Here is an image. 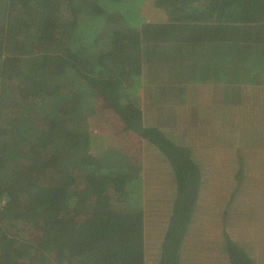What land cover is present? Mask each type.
Masks as SVG:
<instances>
[{"label": "trees", "instance_id": "1", "mask_svg": "<svg viewBox=\"0 0 264 264\" xmlns=\"http://www.w3.org/2000/svg\"><path fill=\"white\" fill-rule=\"evenodd\" d=\"M165 71L264 74V0H0V264H146L147 244L155 264H182L200 169L134 102L142 76ZM143 141L166 161L154 179L170 175L160 242L144 220ZM224 239L229 264H256Z\"/></svg>", "mask_w": 264, "mask_h": 264}, {"label": "rangeland", "instance_id": "2", "mask_svg": "<svg viewBox=\"0 0 264 264\" xmlns=\"http://www.w3.org/2000/svg\"><path fill=\"white\" fill-rule=\"evenodd\" d=\"M223 103L228 104V102ZM174 116L175 114L173 113L165 114L166 119L174 118ZM200 117L201 120L197 116L200 123L196 124L192 121L193 125L190 128H188L190 125H186L187 127L184 129L178 128L180 132H184V134L181 133V136L186 135V132H188L183 142H189L188 144L191 147L194 158L193 161L198 165L202 180L204 181L200 196L191 213L190 223L187 224V231L189 234L193 233L192 238L199 241V247L190 249L187 247V252L182 256V264H229L225 236L229 237L234 243L237 240V242H240L239 245L243 247V240L249 244H257V240L255 239V232H257L264 242V184L260 180L256 184V188L253 189V186L249 185V182L252 180L245 176L246 182L243 188L239 189L238 182L240 178H233L237 173H234V167L236 166V169L238 167L244 169V174L248 172V163L255 170H264V156L261 157V155L259 156V152H256L260 144L264 146V142L262 138H258L257 127L256 129L250 126L243 130L238 129L239 135L243 137L244 148L243 150L235 151L236 147L231 144L225 147L223 143L226 139L224 138L227 137L229 140L232 135L231 133L234 131L233 127H240L242 119L235 118L238 122H227L226 119H223L222 115L218 117L217 115L208 113H201ZM91 126L95 131V126L93 124ZM99 128H102V126H99ZM163 131L169 139H174L173 133L170 134L164 129ZM204 138L210 141L219 139L217 141L218 143L220 141L221 144L213 146L209 143V145L201 146V143L207 144L205 140L204 142L199 141V139ZM182 140L183 137L181 138V142ZM191 140L197 143L194 144ZM99 143L97 137L96 142L92 146L96 147L100 145ZM183 147H188V145L184 144ZM91 150V153L97 151L94 148H91ZM157 158L165 163L164 166L166 165V161L160 153L146 143L143 154L142 152L139 154V161L141 166H143L141 175L142 191L146 195L148 193V196L157 195V189L160 192H164L163 189L157 188V185L163 179L158 176L154 179L157 169L162 165V163H153V160ZM151 167H154L153 172L149 170ZM261 174L259 175L264 177V171H261ZM166 178L167 176L164 179ZM233 181L237 184L236 191L227 187ZM173 187L171 186L170 188ZM237 192V196L232 201L233 195ZM159 195L162 198V195ZM143 203L147 206V208L144 207L143 209L146 229L147 231L152 230L151 232L154 235L159 236L158 234L161 233L160 227L164 231L169 221V207H156L148 205L147 202ZM210 203L211 205H208ZM222 215H226L231 219V223L226 230L220 227L223 225ZM204 226L206 228L205 235L211 237V239L204 238L201 240L199 235ZM156 247L158 248L159 245ZM150 252L152 253V250L149 244H147L145 258L148 260L146 264H149V260L150 264H155V261L153 262L154 255H150ZM257 264H264V252L258 258Z\"/></svg>", "mask_w": 264, "mask_h": 264}, {"label": "crops", "instance_id": "3", "mask_svg": "<svg viewBox=\"0 0 264 264\" xmlns=\"http://www.w3.org/2000/svg\"><path fill=\"white\" fill-rule=\"evenodd\" d=\"M158 20L160 19H154L151 22H159ZM167 72L168 71H165V73H161L162 76L165 75L162 78L154 74V76L160 78L158 80L155 77H153V74L152 76H149L147 74H145V76L143 75L142 76L143 79L141 81L142 87L140 88L138 93L134 96L135 98L134 102L135 105H137L142 112L148 114V118L151 119L152 123L156 125V127L155 126L154 127L156 128L157 131L161 132L166 137L167 134L163 131V129L168 131L170 134L173 133L174 139H169L167 137L170 141L174 142L176 145L185 144L189 146L188 144L189 142H183L185 140V137H187L186 135L188 134V132H186V135L181 136V133L184 134V132H180L179 129L186 128L187 127L186 125H190L188 127L190 128L193 125L192 121L196 124L200 123L201 120L200 114L208 113V114L217 115L218 117L222 115L223 119H226L227 122L235 118L242 119L243 121L247 122L248 125L245 126L243 125L242 122V126L236 127V129L243 130L245 128H249V126L254 127L256 129L257 127V133L259 135L258 138H262L264 142V74H258L254 78H250L242 74L240 75L241 77L239 80H232L230 76H226V80L222 81L220 85V84H213L212 83L213 81L211 80L214 79H209L208 81H205V83H203L202 80L197 82L195 81L191 82L190 80L180 81L181 79H178L176 76H172L173 80L172 82L169 83L170 79L166 77V75L169 76ZM210 81L211 83H207ZM169 84H170V89L167 90ZM217 85L219 86L217 87ZM223 102L226 103L228 102V104H225ZM166 113H173L175 114V116L174 118L166 119L165 117ZM218 113L220 114L218 115ZM197 116L200 118V120L197 119ZM182 137L183 140L181 142ZM228 141L229 140L225 141V143H227L225 144V147L229 146ZM191 142L194 144L197 143L193 140H191ZM146 143L148 142L143 141L140 144V151L142 152V154ZM148 144L151 145L154 149H156L160 153V155L164 158V156L161 154L159 149H157L151 143ZM256 152H259V156L260 155L261 157L264 156V146L260 144ZM162 162L163 161L158 158L153 160V163L156 164ZM248 165L249 168L247 174L243 173L244 169L242 168L234 169V173L235 172L237 173L235 175L233 174L234 175L233 178L234 177L238 179L240 178L238 182L239 189L243 188L246 182V179L244 178L245 176L252 180L251 182H249V185H251V187L253 186L252 187L253 189L256 188V184L260 180H262L261 182L264 184V177L259 175L261 174V171L264 170L262 169L255 170V168L250 167L249 163ZM167 176L170 177L169 173L167 174ZM163 180L162 182H164ZM200 183L202 187L204 185V181L201 180ZM162 185L165 186L164 184L160 183L159 185H157V188L161 189ZM236 185L237 184H235V182L233 181L227 187L233 189V188H237ZM171 186L174 185L170 184V187ZM157 192H158L157 195H151L146 197V202L148 203V205H152L156 207L158 206L169 207L171 203L170 201L172 199H167L169 200V202H165L163 201V198H161V196L159 195L161 194L159 189H157ZM173 192H174V187H173ZM237 194L238 192L235 195H233L232 201L237 196ZM208 205H211V203ZM145 208H147V206H145ZM221 218L227 219V225H225L223 222V225L220 226L226 230L229 226L230 217L224 215V217L221 216ZM167 227H168V223L164 231L160 227L161 233L158 234L159 236L154 235V233L151 232L152 230L151 231L149 230V233L151 232V234H153L152 237H154L155 240L160 242L166 232ZM205 232H206V228L204 226V228L200 231V235H199L201 240L204 238L211 239V237L205 235ZM192 237H193V233L191 232L189 234V232L186 229L185 240L187 241V243L184 245L186 251H187V247L189 249L199 247L198 246L199 241ZM255 239L257 240V244H249L247 241L243 240L242 248L244 252L248 255V257L251 258L257 264L258 258L260 257L261 253L264 252V242L263 239L260 238L257 232H255ZM240 241L242 240L240 239ZM235 243L239 245L240 242H237L236 240ZM157 256L158 255H154V258L155 257L157 258ZM154 261L156 263V260Z\"/></svg>", "mask_w": 264, "mask_h": 264}]
</instances>
